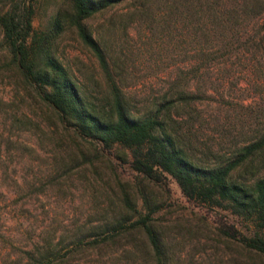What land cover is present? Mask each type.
I'll list each match as a JSON object with an SVG mask.
<instances>
[{
  "label": "rangeland",
  "instance_id": "rangeland-1",
  "mask_svg": "<svg viewBox=\"0 0 264 264\" xmlns=\"http://www.w3.org/2000/svg\"><path fill=\"white\" fill-rule=\"evenodd\" d=\"M129 5L111 7L88 24L103 39L112 61L119 67L121 63V85L134 111L151 109L155 98L179 79L177 89L201 93L174 112L189 122L183 131L196 153H210L213 160L253 137L264 123L261 52L253 48L245 63L236 58L223 71L188 79L181 70L186 67L184 54L179 47L173 51L162 29L148 34L146 26L132 24L125 30L132 20L125 15ZM36 7L34 25L42 30L59 2L37 0ZM58 42L64 63L101 94L106 75L76 32L66 29ZM5 61V54L0 55V264H24L28 251L50 242L61 243V255L72 251L61 264H152L141 232L123 233L101 248L79 244L119 221L131 225L150 207L155 209L153 223L167 241L171 264H257L204 219L205 208L187 200L173 179L149 182L121 161L127 150L104 151L17 92ZM117 79L120 83V70Z\"/></svg>",
  "mask_w": 264,
  "mask_h": 264
},
{
  "label": "trees",
  "instance_id": "trees-1",
  "mask_svg": "<svg viewBox=\"0 0 264 264\" xmlns=\"http://www.w3.org/2000/svg\"><path fill=\"white\" fill-rule=\"evenodd\" d=\"M56 1L59 7L39 30L34 25L37 0H0V55L5 54L3 67L11 72L13 87L55 114L66 130L104 151L127 150L121 161L149 182L173 179L187 200L205 208L204 219L221 236L239 244L257 264H264V123L228 155L213 160L210 153L199 155L183 131L189 122L174 112L201 93L177 89L176 78L151 109L137 113L121 85V63L119 67L112 61L103 39L88 24L109 8L130 2L125 15L132 20L125 30L132 24L146 26L148 34L162 29L171 38L173 51L179 47L184 54L183 76L204 79L210 71L232 66L236 58L245 63L253 48L262 54L259 61L264 59V0ZM68 28L106 75V87L99 95L58 55V40ZM154 211L150 207L131 225L119 221L79 244L101 248L123 233L141 232L152 264H171L167 241L153 223ZM60 244L50 242L28 251L24 264L67 262L72 251L61 255Z\"/></svg>",
  "mask_w": 264,
  "mask_h": 264
}]
</instances>
